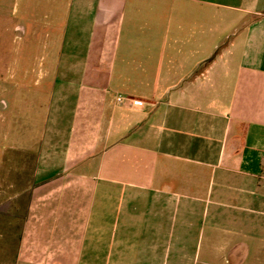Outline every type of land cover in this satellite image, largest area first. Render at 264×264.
Here are the masks:
<instances>
[{"label": "crops", "instance_id": "1", "mask_svg": "<svg viewBox=\"0 0 264 264\" xmlns=\"http://www.w3.org/2000/svg\"><path fill=\"white\" fill-rule=\"evenodd\" d=\"M46 2L62 101L76 92L80 126L62 147L50 138L33 190L60 196V220L14 264H199L200 204L221 242L207 252L242 261L248 245L228 234L264 233V0ZM101 145L116 152L108 164Z\"/></svg>", "mask_w": 264, "mask_h": 264}, {"label": "rangeland", "instance_id": "2", "mask_svg": "<svg viewBox=\"0 0 264 264\" xmlns=\"http://www.w3.org/2000/svg\"><path fill=\"white\" fill-rule=\"evenodd\" d=\"M46 1L0 0V264H14L19 249L32 246V240L42 248L44 240L48 239L49 226L55 218L60 220L56 208L60 196L44 200L38 198V194L43 193L42 187L35 197L33 190L42 186L41 170L50 138L59 148L62 140L73 134L77 137L79 132V120L75 115H79L81 109H76V92L62 101L60 84L63 77L58 75L60 29L55 28L50 42L46 34L52 29L44 27V16L51 8ZM37 21L39 25H36ZM17 113L19 117H15ZM108 148L101 145L97 149L100 153L98 163L108 164L114 157L116 152L113 150L103 156ZM118 160L124 162L122 154ZM74 191L73 186L62 196L68 199V211L74 210L73 201L70 202L75 199ZM114 191V199H119L122 188L116 185ZM30 199H36L35 213H29ZM103 206L108 208L106 204ZM204 207L197 205L191 243L199 248V264L206 261L207 264H219L223 262L220 253L207 252L209 247L213 249L221 242L209 239L211 230ZM109 208L114 206L110 203ZM174 212L173 207L171 213ZM238 234L229 233L227 238L230 243L236 241L248 245L247 251L242 252V261L233 258L231 264H264V233L253 237ZM229 255L231 259L232 253Z\"/></svg>", "mask_w": 264, "mask_h": 264}, {"label": "built area", "instance_id": "3", "mask_svg": "<svg viewBox=\"0 0 264 264\" xmlns=\"http://www.w3.org/2000/svg\"><path fill=\"white\" fill-rule=\"evenodd\" d=\"M123 99H124V98H123L121 95L118 96V98H117V100L120 101V102L123 101ZM134 103L137 104V103H139V102H138V101H134Z\"/></svg>", "mask_w": 264, "mask_h": 264}]
</instances>
